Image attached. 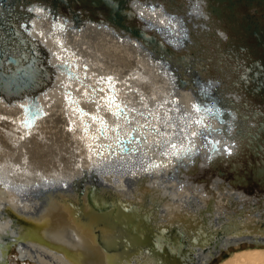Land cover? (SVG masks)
I'll use <instances>...</instances> for the list:
<instances>
[{"label": "bare ground", "instance_id": "bare-ground-1", "mask_svg": "<svg viewBox=\"0 0 264 264\" xmlns=\"http://www.w3.org/2000/svg\"><path fill=\"white\" fill-rule=\"evenodd\" d=\"M13 1L29 11L17 26L37 44L25 55L36 49L42 77L32 93H0L1 262L14 264L15 249L33 264H209L221 248L264 241V184L242 180L254 160L252 139L234 134L255 129L257 119H238L243 108L227 99L263 111L264 103L232 84L240 41L218 26L207 8L213 0H85L86 7L73 0L56 9ZM242 7L226 16L245 22ZM72 11H82L79 23ZM0 12H7L2 3ZM23 15L17 9L12 18ZM230 39L231 53L222 42ZM23 52L18 43L6 46L3 68ZM178 76L188 79L185 86ZM133 126L137 140L123 151L115 131L124 136ZM106 192L119 199L113 214L87 203L89 194ZM126 222L144 234L177 230L184 246L170 259L140 238L130 242ZM222 264H264V246Z\"/></svg>", "mask_w": 264, "mask_h": 264}, {"label": "water", "instance_id": "water-1", "mask_svg": "<svg viewBox=\"0 0 264 264\" xmlns=\"http://www.w3.org/2000/svg\"><path fill=\"white\" fill-rule=\"evenodd\" d=\"M25 1L29 3H32V0H20ZM41 2H48L49 4L54 6V9L58 8L59 5H63L67 8H70L72 1H58L54 2L52 0H37ZM90 5L93 6H99L100 1L99 0H86ZM215 1V0H213ZM211 2L208 5L209 12L218 20V26L225 32H227L229 35L233 34L235 36H238L239 41H236L234 44V47L236 49H233L234 51L237 50L240 54L238 57L239 62H235L236 65L231 67V70L236 73L234 79L232 80V84L235 86H241L242 89H245L249 94H254L256 98L258 99V103L262 104L264 103V60L260 59V54L264 56V25H261L258 22V13L260 12V17H264V0H226V2H223L225 0H217V2ZM0 3L3 4L4 10L7 11L4 15L3 12H0V28H4V34L5 37H3L0 40V93L5 96L6 98H10L12 96H18L20 93H32L35 91V86L39 83L42 74H41V67L39 66L37 60V53L36 49L34 47H31L30 56H26L25 52L28 51L27 47L29 46L30 42L32 44H36L31 40L27 34L22 30L23 28L18 27L17 25L22 22V18H26L28 16L29 11H23L21 9L23 4H19L17 7H15V1L11 0L8 4L5 0H0ZM78 6L81 5L82 7H86L85 0H77ZM180 4V3H179ZM181 6L182 4L179 5ZM242 4V5H241ZM116 7L114 9V12L116 13V9L120 8L119 4H114ZM236 6H243L242 8L246 10V21L245 22H236V18H232L229 16H226V12L229 11V14H233V11L231 10L233 7ZM90 7V6H89ZM88 8V7H87ZM252 8V9H251ZM17 9L21 10V12L24 13L23 16L19 17V21L15 22L13 15L14 13L17 14ZM223 9V10H221ZM238 9V8H237ZM250 10L249 13L246 11ZM11 10L14 12L11 13ZM84 13V10H82ZM82 11H72L71 12V18L75 21V23L80 22L79 16L81 15ZM243 13V14H244ZM244 19V18H242ZM253 21V24L251 23ZM251 23V24H250ZM261 26H259L258 24ZM262 30V31H260ZM215 35L218 36V32L212 31ZM249 35L254 36V40L249 39ZM198 37V35H196ZM228 42L222 41L224 43L223 49L229 53H231V49H227L226 47L230 46L233 48V43L231 41ZM29 42V43H28ZM18 43L20 47L24 50L21 57H14L9 56L7 57V68H3V62L5 59L2 57L5 47L10 46L13 47L15 44ZM37 45V44H36ZM198 50L200 51V48L197 46ZM219 49V48H218ZM222 51V50H218ZM225 53V52H224ZM228 53V54H229ZM244 53V54H243ZM259 53V54H257ZM222 57L221 60L227 64V61H224V54L221 53ZM243 56V57H242ZM243 58L244 62L240 61ZM233 63V62H232ZM231 63V64H232ZM236 67V70H235ZM190 71L193 70L192 67L189 68ZM234 69V70H233ZM195 71V70H194ZM193 71V72H194ZM188 79L178 76L177 83L179 86H185ZM263 82V83H261ZM195 88L196 86L193 85ZM69 91V90H68ZM70 92V91H69ZM228 103L230 105H233L234 103L240 104L243 108L242 112L239 114L238 119L241 120H248L251 118L257 119V124L255 129L246 127V131H241L239 128H236L234 131V134H237L240 137H243V134H246L249 138L248 143L253 144V150L252 155L254 160L248 161L247 164H252L251 171L247 172V177H242V180H252L259 184H264V173H260L257 171V173H253V170H263L264 169V159L261 157V150L264 147L262 144H264V111L262 108H260L256 103H248L246 105L245 101H235L231 97H228ZM116 101V96L112 95L110 96V102L114 103ZM118 102V101H117ZM239 102V103H238ZM118 106L116 109L120 112H124V108L117 104ZM81 112L85 111V109L80 108ZM86 113H91L89 111H85ZM127 114V113H125ZM127 117V116H126ZM105 125V124H104ZM135 129V126L131 128L128 132L125 133L124 136L120 134V132H116V139L114 140V143L121 147L123 151H128L130 148V142L131 140L135 139L136 137L133 135V130ZM99 134L102 136L105 134V129L103 126L98 127ZM116 130V129H115ZM244 130V129H243ZM245 132V133H244ZM260 133V135L258 134ZM226 136H229V133L225 132ZM252 141V142H250ZM103 146L108 147V142H104ZM214 146V145H213ZM215 147V146H214ZM248 147V145H247ZM262 158V159H261ZM242 171H247L246 166H241ZM250 172V173H249ZM253 183V182H251ZM245 184H249L245 183ZM97 211V210H96ZM98 212H104L103 210H99ZM113 224H116L117 220H111L110 221ZM125 228L129 230L131 226H135V223L129 224L125 223ZM153 232V231H152ZM218 235V234H217ZM247 241V240H246ZM251 243H254L256 245H264L263 239H255L251 240ZM184 246V243H183ZM0 247H2V244L0 243ZM153 249V248H151ZM154 250V249H153ZM173 259V258H171ZM0 264H4V262L0 261Z\"/></svg>", "mask_w": 264, "mask_h": 264}, {"label": "rangeland", "instance_id": "rangeland-1", "mask_svg": "<svg viewBox=\"0 0 264 264\" xmlns=\"http://www.w3.org/2000/svg\"><path fill=\"white\" fill-rule=\"evenodd\" d=\"M50 124V123H45ZM44 124V125H45ZM34 137H36V131L32 133ZM29 137V136H28ZM27 137V138H28ZM45 142H48L47 140ZM31 144V143H29ZM87 203L91 206V208L99 211L103 210L110 211V213L113 214V212L120 208L119 199L115 196H113L111 193L106 192L103 195V198L98 199L97 197L90 196V194L87 196ZM113 220V218H110ZM142 220L144 222L147 221L146 217H143ZM142 239V241L149 245V247H153V249H158L160 253L165 255L168 258H173L174 255H177L181 252V248L183 247V240L181 238L180 233L177 230H170V231H164L160 233L155 232H146L144 234V231L141 230L138 231L134 227L131 226L128 230V239L130 242H134L136 239ZM241 246L237 247L235 245H231L227 249L221 248L218 253L214 254L211 262L209 264H222L224 261L228 260L234 253L239 251L247 250L248 248L253 249V246H259L254 243H250L248 241L242 242ZM261 246V245H260ZM264 246V245H263ZM9 259L10 263L14 264H33L30 260L26 259L25 261L20 260L17 258L16 250L12 249L9 253Z\"/></svg>", "mask_w": 264, "mask_h": 264}, {"label": "snow or ice", "instance_id": "snow-or-ice-1", "mask_svg": "<svg viewBox=\"0 0 264 264\" xmlns=\"http://www.w3.org/2000/svg\"><path fill=\"white\" fill-rule=\"evenodd\" d=\"M108 79L111 80V77H109ZM114 114H115V113H114ZM93 119H95V117H94ZM163 135H167V133H164ZM156 145H157V146H162V142H161V141H157V142H156ZM172 147L174 148L175 145H173ZM162 154H166V153H162Z\"/></svg>", "mask_w": 264, "mask_h": 264}]
</instances>
